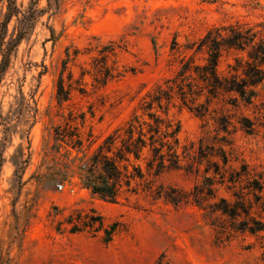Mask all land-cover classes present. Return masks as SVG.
<instances>
[{
	"label": "rangeland",
	"instance_id": "374dc122",
	"mask_svg": "<svg viewBox=\"0 0 264 264\" xmlns=\"http://www.w3.org/2000/svg\"><path fill=\"white\" fill-rule=\"evenodd\" d=\"M29 1L17 4L24 10ZM36 7L44 14L16 49L0 86V112L14 126L3 145L0 133V264H264V232L219 233L211 224L228 228L229 220L190 200L173 204L145 189L144 181L134 191L122 188L117 202H104L82 186L78 170L147 91L174 75L180 57L193 54L184 45L212 27L264 24V0H38ZM0 8L3 14L5 3ZM15 22L8 25V36ZM174 38L180 47L172 50ZM110 43L116 55L106 64L114 76L105 79L95 59ZM233 56L223 52L219 72H227ZM204 57L199 53L194 60L202 64ZM60 79L65 101L57 98ZM20 90L36 111L27 138L22 131L28 125H17L14 118ZM259 91L248 106L234 107L223 95L205 118L173 108L181 125L182 164L192 172H168L156 185L169 194L188 193L202 182L205 164L192 165V158L201 137L216 136L212 118L221 114L230 117L234 155L264 172V90ZM242 116L254 122L253 134L240 129ZM57 130L82 146L73 147L67 137L55 139ZM217 196L230 197L223 188ZM69 222L78 224L77 231ZM112 225L115 231L105 241L104 231Z\"/></svg>",
	"mask_w": 264,
	"mask_h": 264
},
{
	"label": "trees",
	"instance_id": "16d2710c",
	"mask_svg": "<svg viewBox=\"0 0 264 264\" xmlns=\"http://www.w3.org/2000/svg\"><path fill=\"white\" fill-rule=\"evenodd\" d=\"M0 2L5 3L6 8L3 14L0 8L1 86L13 54L20 43L31 34L44 11L36 7L38 0H30L24 10L23 4L18 5L17 0ZM13 18L16 21L15 26L8 36V25ZM259 26L262 29H257ZM263 28L264 24L249 26L239 23L212 27L197 41L184 45V49L192 51L193 54L180 57L174 75L147 91L127 121L108 134L80 165L78 170L82 186L92 196L104 202L115 203L122 188L134 191L137 182L144 181L145 189L155 191L156 195L173 204L190 200L203 209L209 208L210 213L219 214L229 220L228 228L219 222L217 225L211 224L219 233L228 231L255 236L264 232V172H257L234 155L228 115L221 114L212 118L217 126V133L212 141L205 136L199 139L192 165L196 164L198 167L205 164L200 184H196L188 193L171 189V194L164 191L162 185H156L160 177L168 172L182 169L187 173L192 172L182 164L184 156L180 152L179 142L181 125L171 115L173 108H186L195 116L205 118L210 115L212 102L223 95H229L233 102L227 103L234 107L239 104L254 105L259 97V90H264ZM51 33L53 35V30ZM152 44L156 46L154 39ZM175 47L180 46L174 38L171 49ZM115 50L116 46L110 43L101 48V57L95 59L100 60L101 64L96 69L102 72L105 79L114 76L106 62L109 57L116 55ZM223 52H234L233 63L227 64L225 74L218 70ZM199 53L205 54L202 64L194 60V56ZM62 83L60 79L57 91L59 101L67 100ZM18 93L22 103L14 118L17 125H28L22 131V137L27 138L35 124L36 111L25 100L22 91ZM201 98H204L203 102L200 101ZM215 111L212 109L211 112ZM24 116L32 121L25 120ZM9 121L0 112L2 145L8 141L9 132L14 128ZM238 124L246 134L256 131L254 122L247 117L242 116ZM220 133H223L221 137L218 136ZM59 137L70 138L69 142L73 147L82 146L81 140H73V135H63L57 130L55 139ZM1 162L0 155V168ZM189 166L191 165L188 164ZM196 174H199V168L196 169ZM220 188L230 197H218ZM69 224L73 232L77 231L78 224ZM114 231V225L109 230L105 229V241H109Z\"/></svg>",
	"mask_w": 264,
	"mask_h": 264
},
{
	"label": "built area",
	"instance_id": "2783aa9c",
	"mask_svg": "<svg viewBox=\"0 0 264 264\" xmlns=\"http://www.w3.org/2000/svg\"><path fill=\"white\" fill-rule=\"evenodd\" d=\"M57 188H58V189H61V188H62V186H61V185H57Z\"/></svg>",
	"mask_w": 264,
	"mask_h": 264
}]
</instances>
